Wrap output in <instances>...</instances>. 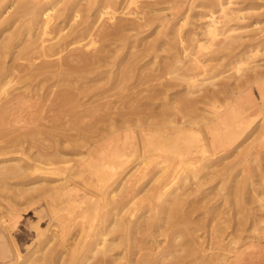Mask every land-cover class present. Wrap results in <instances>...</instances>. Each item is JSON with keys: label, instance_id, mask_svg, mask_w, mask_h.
Instances as JSON below:
<instances>
[{"label": "bare ground", "instance_id": "bare-ground-1", "mask_svg": "<svg viewBox=\"0 0 264 264\" xmlns=\"http://www.w3.org/2000/svg\"><path fill=\"white\" fill-rule=\"evenodd\" d=\"M5 1L9 4L3 7ZM79 1L72 2L74 9ZM104 1L120 3L124 0H90L91 5ZM59 2L62 0L51 1L46 6L40 0H0L2 30L13 25L19 15H31L27 24L35 28L29 39L9 31L0 38V137L8 129L13 128L15 132L24 128L0 146V184L23 178L28 170L42 172L35 189L45 197L51 219L57 222V229H51L48 235L39 233L45 243L40 255L27 256L23 264H89L91 261V264H264L262 254L241 250L246 238L242 239L241 233L247 219L234 223L228 214L223 227L209 229L217 209L197 193L199 179L197 188L190 189L198 176L196 166L191 163L181 170L168 155H187L194 145L195 141L187 144L181 141L183 128L163 120L162 132L159 129L147 134L139 130L141 116L138 118L135 112L136 91L134 81L131 82L139 60L136 59L138 48L134 50L135 44L126 32L129 34L144 26L146 21L142 19L145 18L139 22L124 18L114 21L115 10L100 11L101 7H97L96 20L102 13L110 14L113 23L110 28L95 31L96 20L89 19L93 14H87L77 25L80 27L62 32L63 28L57 25L60 23L53 24L51 19ZM232 3V0L211 1L203 27L208 44L221 34L217 14L228 21L242 20L239 14L242 9H233ZM7 13L8 16H3ZM175 28L178 31L177 26ZM232 29L223 30L229 34ZM227 34L224 36L226 46L230 36ZM98 35L101 42L95 38ZM176 35L172 36L174 40L180 36ZM191 38L189 40L193 41ZM260 41L257 42L261 45L257 44L264 49V40ZM151 46L147 43L145 48ZM255 53L246 55L247 61ZM241 61L244 63L243 59ZM187 67L192 71L187 74L188 84L195 86V77L203 73L206 66L195 57L189 60ZM223 99L221 105L230 118L232 101ZM240 123L243 122L235 126ZM66 125H75L78 129L64 133L66 130L62 129ZM238 126L235 139L242 134ZM59 129L61 131L56 132ZM260 131L264 137V119L260 122ZM33 136L47 141V145L35 152L34 164L19 161L5 164L3 158L9 149L15 148H12L13 153L21 159L20 142ZM204 150L200 146L199 152ZM67 153L77 158L71 159ZM210 162L207 160L201 166ZM57 173L64 177L50 178L49 175ZM77 177L81 185L91 188L89 194L79 187ZM226 191L228 196H241L245 187H230ZM66 208L77 210L74 215L62 217L60 213ZM11 214L9 220L17 222L19 216L16 219ZM72 223L76 225L74 228H71ZM200 231L204 233L199 234ZM9 239L13 260L6 263L17 264L22 256L13 238Z\"/></svg>", "mask_w": 264, "mask_h": 264}, {"label": "rangeland", "instance_id": "rangeland-1", "mask_svg": "<svg viewBox=\"0 0 264 264\" xmlns=\"http://www.w3.org/2000/svg\"><path fill=\"white\" fill-rule=\"evenodd\" d=\"M40 1L45 2L48 6L51 1L55 0ZM126 1H120L121 4L115 3V1L107 3L104 1L91 5L90 0H80L77 9H74L72 6L74 0H62L55 6L56 8L54 7L55 11L51 14V19L53 24L60 23L57 25L63 28L62 32L69 30L71 32L81 26L77 25L82 19H85L87 14H93L89 19L96 20L94 15L97 12V7H101L100 11L115 10L114 21L124 18L139 22V19L145 18V20L142 19V21H146L144 26L135 31L131 30L129 34L126 32L135 44L134 50L136 51L138 48L136 59L139 58V60L136 61L135 73L133 71L137 80L133 76L131 82L134 81L133 90L136 91L135 112L138 114V118L141 116L139 130L145 131L147 134H153L160 130L162 132L163 120H167L169 125H172L170 122H173L183 128L181 141L183 140V144L195 141L194 145L187 155L183 153L184 157L181 153H179L180 155L168 153V155L175 165L179 164L181 170L191 163L196 166L194 168L198 172V176L197 179H193V188L191 185L190 189L197 188L196 182L199 179L201 184L197 193L204 198V202L217 209L208 226L209 229L223 227V221L227 219L228 214L231 216L228 218L234 223H239L241 219H247L241 233V238L246 237L242 238L245 243L241 246V250H246V253H260L262 254L261 258L264 259V137L260 131V122L264 119V49H261V44L257 42L261 38L264 40V0H232L233 9H242L239 13L242 20L228 21L216 13V19H219L218 25L221 26V34L220 37L213 40L214 42H209L212 47L211 44H208L203 29L208 18L206 11L210 8L212 0H134L131 4ZM6 4H9L8 1L3 3V7ZM8 14L3 16H8ZM102 14L94 23L95 31L110 28L113 25L112 19L109 18L110 14ZM16 18V22L7 26V30L0 28V38L2 35H7L6 31L17 32L23 38H30L35 29L34 26L30 27L27 24V19H30L31 15H19ZM171 28L174 29L171 31ZM229 28L233 29L230 31L231 33L227 34V31L224 30H229ZM168 30H170L169 34ZM172 32L174 36L176 33L177 37L180 35L179 39L174 37L176 39L174 40ZM225 34L230 35L226 39L229 42L227 46L225 45ZM95 38L101 42L99 35ZM190 38L191 40L194 38V42L190 41ZM195 39L197 40L195 41ZM147 43L152 45L150 49L145 48ZM197 44L203 45L199 49L204 48L205 50L195 48ZM143 47L146 51L142 49ZM140 49L143 51L141 52ZM251 53L255 54L247 61L246 55ZM177 57L181 59L178 60ZM195 57L202 66H206V69L195 77V86H189L187 76L192 71L187 66L189 60ZM242 59L244 63H241ZM166 86L170 88H166ZM166 89H168L167 93L164 92ZM223 98L232 101L230 118H227L228 112L221 105ZM187 101H190L188 103L193 106L188 105ZM240 121L243 123L237 126H241L239 130H242H240L242 134L235 139L234 135L237 132L235 124ZM76 129L78 126L66 125L62 130H66L64 133H74ZM23 130L24 128L14 132L13 128L8 129L7 133L0 137V146L9 142V137L16 136ZM58 131L61 130H56V132ZM39 139V137L33 136L20 142L19 148L23 153V156H20L21 159H18L16 153H13L15 148H10L9 153H6L7 155L3 158L6 161L5 164H15L18 161L20 164L32 163L37 149L47 145V141L43 142L40 139V142ZM200 146L204 147L206 151L199 152ZM17 147L16 149H19ZM67 155H70L71 157H66L71 159L77 158L70 153ZM0 158L2 157L0 156ZM207 160L213 163L210 162L202 167L201 164ZM26 174L25 176L30 178L25 176L24 179L22 177L13 178L7 180L5 184H0V264H7L6 262L13 260L9 243L10 236L22 256L20 257L21 262L17 264H23L27 256L40 255V250L45 243L42 242L44 236H40L39 233L48 235L51 229H57V222L51 219L45 197L40 194L38 188L35 189L43 173L28 170ZM49 176L50 178H60L64 177V174L57 173ZM77 178L75 180L79 187L81 186L80 188L89 194L88 190L91 188L81 185V179L77 180ZM240 185L245 187L243 195L228 196L227 189L229 190L230 187L234 189L235 186ZM29 188L32 192L29 191ZM23 191L26 192L24 195ZM242 198H244L243 201H241ZM76 210V208L72 210L66 208L60 214L62 217H68L70 214L74 215ZM10 213L16 219L19 216L17 222L13 223L9 220V218L11 219ZM199 217H203V215ZM71 225V228L76 226L73 223ZM74 232L72 229L71 233ZM203 233L200 231L199 234ZM91 263L92 261L89 264Z\"/></svg>", "mask_w": 264, "mask_h": 264}]
</instances>
